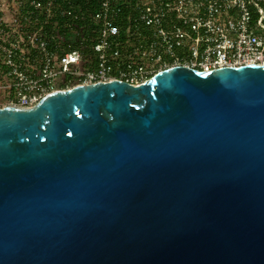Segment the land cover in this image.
I'll return each mask as SVG.
<instances>
[{
  "label": "water",
  "instance_id": "1",
  "mask_svg": "<svg viewBox=\"0 0 264 264\" xmlns=\"http://www.w3.org/2000/svg\"><path fill=\"white\" fill-rule=\"evenodd\" d=\"M0 264H264V65L1 108Z\"/></svg>",
  "mask_w": 264,
  "mask_h": 264
},
{
  "label": "built area",
  "instance_id": "2",
  "mask_svg": "<svg viewBox=\"0 0 264 264\" xmlns=\"http://www.w3.org/2000/svg\"><path fill=\"white\" fill-rule=\"evenodd\" d=\"M264 65V0H0V109L183 66Z\"/></svg>",
  "mask_w": 264,
  "mask_h": 264
}]
</instances>
